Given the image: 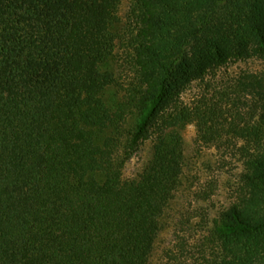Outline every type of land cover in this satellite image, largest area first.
<instances>
[{"label": "trees", "instance_id": "16d2710c", "mask_svg": "<svg viewBox=\"0 0 264 264\" xmlns=\"http://www.w3.org/2000/svg\"><path fill=\"white\" fill-rule=\"evenodd\" d=\"M122 1L0 0V264H152L188 124L203 145L241 141L244 165L219 253L200 264H264V77L206 83L264 59V0H135L136 81L113 110L104 94ZM196 82L205 88L187 103ZM152 131V161L126 179Z\"/></svg>", "mask_w": 264, "mask_h": 264}, {"label": "rangeland", "instance_id": "374dc122", "mask_svg": "<svg viewBox=\"0 0 264 264\" xmlns=\"http://www.w3.org/2000/svg\"><path fill=\"white\" fill-rule=\"evenodd\" d=\"M135 0H123L118 20L113 25L117 39L114 53L108 63L115 80L104 97L108 105L117 109L136 81L132 66V33L136 28ZM241 72L255 73L264 77V59L254 57L229 63L217 76L206 83L212 89L222 87ZM205 84L193 83L184 93L187 103L203 91ZM135 125V116L129 115L123 123V136ZM184 138V168L181 185L168 203L160 220V230L150 257L152 264H200L219 253L215 235L220 216L234 203L242 191L244 165L239 153L241 141L233 146H207L198 140L195 124L179 128ZM156 132L143 141L133 152L124 168L126 179H137L154 156Z\"/></svg>", "mask_w": 264, "mask_h": 264}]
</instances>
